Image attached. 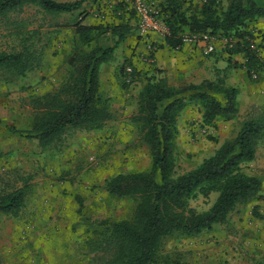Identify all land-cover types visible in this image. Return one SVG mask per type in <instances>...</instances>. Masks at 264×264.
<instances>
[{"label":"rangeland","instance_id":"rangeland-1","mask_svg":"<svg viewBox=\"0 0 264 264\" xmlns=\"http://www.w3.org/2000/svg\"><path fill=\"white\" fill-rule=\"evenodd\" d=\"M145 1L160 10V4L165 0ZM185 3V8L193 13L198 9L200 0H185ZM120 4H123L124 17L134 15L137 18L133 0H87L85 22H122L123 17L111 7ZM94 15L96 20H91ZM22 18L26 20L23 29L26 36L35 31L30 41L43 53V57L40 66L26 75L6 74L0 80V192L10 193L16 189L26 192L25 202L17 215L0 214V264L87 263L89 258L84 257L82 250L86 225L78 213V198L84 203L85 216L93 221H118L132 216L134 200L112 198L102 186L118 174L143 172L151 168L149 148L140 141L138 131L130 122V117L137 110L136 97L149 76L153 79L166 78L174 87L187 83H182L181 79L165 69L154 68L153 71L151 66L156 62L149 57L147 47L148 42L154 44L151 35L143 38L138 27L131 26L127 40L121 42L113 55L101 65L100 83L106 90L115 84L123 88L120 69L128 59L137 64L145 80L131 84L115 98L104 95L111 100L113 118L103 130L86 132L70 129L61 139L46 147L37 140L11 135L8 131L10 127L31 128V97L54 91L67 77L65 59L75 38L73 25L79 20L78 12L46 15L35 7L27 8ZM250 26L264 60V20ZM166 34H169L168 29L167 33L159 35L165 39ZM117 38L108 33L98 45L102 48L114 47ZM140 43L147 47L146 53L140 51ZM227 45L225 38H216V51L208 56L216 65L208 80L225 75L228 84L240 90V115L237 120L229 122L218 118L214 129L203 125L200 104H190L178 119L180 122L183 113L188 110V118L180 124L178 122V174L197 169L226 141L235 139L246 120L264 116V70L256 82L250 81L248 75L241 77L243 69L227 67L229 62L224 72L226 67H221V64L230 59ZM20 48L17 36L0 32V53H11ZM232 62L243 64L245 59L236 55L232 57ZM219 71L223 73L218 74ZM118 97H125V105L117 107ZM256 149V159L244 164V171L260 177L264 184V138L258 141ZM262 195V200L240 206L227 224L216 225L211 231L193 238L180 235L167 238L165 252L185 264L261 263L264 260V189ZM217 197V193L209 198L200 196L191 202V206L199 212L206 211ZM255 207L263 217L253 214Z\"/></svg>","mask_w":264,"mask_h":264},{"label":"trees","instance_id":"trees-1","mask_svg":"<svg viewBox=\"0 0 264 264\" xmlns=\"http://www.w3.org/2000/svg\"><path fill=\"white\" fill-rule=\"evenodd\" d=\"M83 3L84 0H0V32L17 36L21 45L18 51L0 53V80L6 74L24 76L41 64L43 53L30 41L35 31L27 37L23 30L26 20L22 14L27 8H38L46 15L78 12L79 17L73 25L75 38L65 59L67 77L54 91L31 97V128L10 127L11 135L37 140L46 147L70 129L100 131L112 120L111 100L102 93L99 72L103 62L125 41L130 27L104 22L84 24ZM185 4V0H165L160 4L159 11L169 31L166 45L180 51L184 34L223 37L228 41V67H245L250 81L256 82L253 75L260 77L264 60L260 51L253 48L257 38L250 25L264 20V0H200L193 13ZM122 8L123 4L117 5L115 12L124 17ZM129 19L137 24L136 16ZM108 33L118 37L116 45L102 48L98 43ZM153 47L154 58L156 47ZM257 48L260 50L259 45ZM236 55H242L245 63L232 62ZM126 62L120 69L123 89L145 80L131 59ZM226 82L225 75H217L215 80L174 87L166 78H146L136 97L137 110L130 122L140 141L149 148L151 168L118 174L102 186L112 198L134 200L130 218L93 221L85 216L84 203L78 198V213L86 225L82 250L84 257L89 258L82 264H185L165 252L167 238L176 235L193 238L209 232L216 225L227 224L240 206L263 199L262 179L246 173L244 164L256 159L257 143L264 138V116L246 120L236 138L226 141L197 169L177 173L178 119L190 104H200L203 125L214 129L218 118L229 122L239 117L240 90ZM213 193L218 197L208 210L199 212L191 206L193 200L200 196L209 198ZM25 197L23 189L0 192V214L17 215ZM253 214L263 217L258 207L253 209ZM259 264H264V260Z\"/></svg>","mask_w":264,"mask_h":264},{"label":"crops","instance_id":"crops-1","mask_svg":"<svg viewBox=\"0 0 264 264\" xmlns=\"http://www.w3.org/2000/svg\"><path fill=\"white\" fill-rule=\"evenodd\" d=\"M57 2H71V1H81V0H56ZM87 0H84L83 6H82V11H84L85 3ZM112 10L115 11L116 7L111 6ZM111 10V9H110ZM92 17V16H91ZM91 20H96L95 15L92 17ZM103 23V22H100ZM100 23H95V22H85L84 24L86 25H97ZM119 23V22H118ZM114 23L115 25L119 24H128L129 27L135 26L137 27V24H134V20H130L127 17H123L122 22ZM112 24V23H111ZM133 30V29H132ZM128 35H126V39ZM124 41V42H125ZM151 41L154 43L156 47V52H154V62L151 66V68H158V69H165L167 72H172V74L177 77V79H181L183 82L182 83H187V84H200L205 80H208L211 77V71L214 70V67L216 64H213V61L209 59L208 57L203 56L201 52L200 46H195V45H184L180 51L172 50L166 45L165 39L159 34H152L151 35ZM146 46H142V44H139V49L140 51H143L146 53ZM70 51V49H69ZM229 60H225L223 64H221V67H226V64ZM133 62V61H132ZM134 63V62H133ZM225 64V65H224ZM242 64V63H240ZM137 65V64H135ZM228 67V66H227ZM225 68L223 71H225L228 68ZM243 69L240 72V76L244 77L247 71L245 67L239 68ZM138 70L141 71L140 68ZM151 70V69H148ZM237 70V69H235ZM227 71V70H226ZM228 76V75H227ZM119 80V79H117ZM243 81V80H242ZM228 79H227V85L232 86L228 84ZM245 83H248L246 80L244 81ZM114 86V87H113ZM110 89H104L102 88V93L104 95H108L109 97L115 98V96H119L121 94V91H123V88H119L117 84L113 85ZM235 87V86H234ZM124 93V92H123ZM123 95V94H122ZM125 98V97H124ZM118 97L117 98V107L121 105H125V99ZM188 110L183 113V118H180L181 121L179 124L185 119L188 118ZM187 113V114H186ZM183 119V120H182ZM183 124V123H182Z\"/></svg>","mask_w":264,"mask_h":264},{"label":"built area","instance_id":"built-area-1","mask_svg":"<svg viewBox=\"0 0 264 264\" xmlns=\"http://www.w3.org/2000/svg\"><path fill=\"white\" fill-rule=\"evenodd\" d=\"M134 10L137 14V27L139 35L143 38H147L152 34H164L167 33V28L161 17L160 11L147 5L145 0H133ZM167 35V34H166ZM165 35V36H166ZM148 42V39H145ZM227 41V40H226ZM149 57L151 59L152 52L155 50L154 45L148 42ZM182 43L184 45L200 46L203 56L208 57L216 51V38L210 34H185L182 36ZM260 51L257 45L253 47ZM131 68H127L128 72H131ZM254 79L257 75L254 74Z\"/></svg>","mask_w":264,"mask_h":264}]
</instances>
